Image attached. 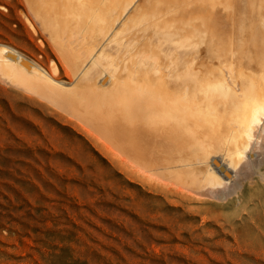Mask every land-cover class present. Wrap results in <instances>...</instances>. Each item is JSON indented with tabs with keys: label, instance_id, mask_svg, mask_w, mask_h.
<instances>
[{
	"label": "bare ground",
	"instance_id": "bare-ground-1",
	"mask_svg": "<svg viewBox=\"0 0 264 264\" xmlns=\"http://www.w3.org/2000/svg\"><path fill=\"white\" fill-rule=\"evenodd\" d=\"M19 3L48 63L0 42L2 82L76 117L123 166L193 192L231 180L264 124V0Z\"/></svg>",
	"mask_w": 264,
	"mask_h": 264
},
{
	"label": "rangeland",
	"instance_id": "rangeland-1",
	"mask_svg": "<svg viewBox=\"0 0 264 264\" xmlns=\"http://www.w3.org/2000/svg\"><path fill=\"white\" fill-rule=\"evenodd\" d=\"M22 11L0 0V42L38 58ZM12 88L0 80V264H264V124L205 194L123 166L76 117Z\"/></svg>",
	"mask_w": 264,
	"mask_h": 264
}]
</instances>
